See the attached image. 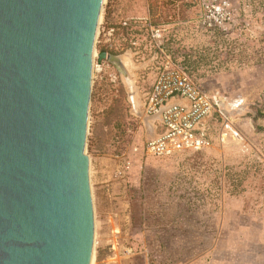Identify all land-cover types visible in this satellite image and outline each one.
Masks as SVG:
<instances>
[{
	"label": "rangeland",
	"instance_id": "1",
	"mask_svg": "<svg viewBox=\"0 0 264 264\" xmlns=\"http://www.w3.org/2000/svg\"><path fill=\"white\" fill-rule=\"evenodd\" d=\"M255 16L244 0L104 1L87 142L94 264H184L198 256L211 262L220 234L215 215L230 197L244 205L247 215L239 221L264 224V64L238 56L240 45L250 54L254 38L264 33ZM148 18L163 28L160 37L145 28ZM125 20L138 25L126 27ZM102 50L131 58L126 66L136 107L124 75L109 60L99 62ZM166 57L212 101L214 142L202 151L156 158L144 150L157 131L144 96ZM172 164L181 173L174 188ZM230 234L226 229L224 237ZM252 257L225 254L233 264Z\"/></svg>",
	"mask_w": 264,
	"mask_h": 264
},
{
	"label": "water",
	"instance_id": "2",
	"mask_svg": "<svg viewBox=\"0 0 264 264\" xmlns=\"http://www.w3.org/2000/svg\"><path fill=\"white\" fill-rule=\"evenodd\" d=\"M104 0H0V264H91L87 142ZM125 55L102 50L136 87Z\"/></svg>",
	"mask_w": 264,
	"mask_h": 264
},
{
	"label": "built area",
	"instance_id": "3",
	"mask_svg": "<svg viewBox=\"0 0 264 264\" xmlns=\"http://www.w3.org/2000/svg\"><path fill=\"white\" fill-rule=\"evenodd\" d=\"M123 25L128 26L129 22L125 20ZM145 26L154 37L162 35L163 28L149 18ZM166 58L162 65L156 66L158 76L144 96L146 112L156 117L157 122L156 136L144 150L156 158L202 151L214 142L210 123L212 101L185 71L172 70V60Z\"/></svg>",
	"mask_w": 264,
	"mask_h": 264
},
{
	"label": "crops",
	"instance_id": "4",
	"mask_svg": "<svg viewBox=\"0 0 264 264\" xmlns=\"http://www.w3.org/2000/svg\"><path fill=\"white\" fill-rule=\"evenodd\" d=\"M169 171L172 174V188H174L177 175L181 173L173 164ZM246 215L244 205L238 197L228 198L226 210L224 209L220 216L218 213L215 215L216 227L220 230L213 249L218 252L217 258L209 262L206 256H198L184 264H233L225 259L226 253H230L233 257L242 254L253 256V260L245 264H264V224L257 223L254 219L239 221ZM226 229L231 231L227 239L224 237ZM226 243L227 247L224 246ZM258 248L262 250L259 251ZM219 255H224V258H220Z\"/></svg>",
	"mask_w": 264,
	"mask_h": 264
},
{
	"label": "trees",
	"instance_id": "5",
	"mask_svg": "<svg viewBox=\"0 0 264 264\" xmlns=\"http://www.w3.org/2000/svg\"><path fill=\"white\" fill-rule=\"evenodd\" d=\"M246 3L250 4L253 7V13L256 15V21L262 22L264 24V0H244ZM134 25H138L137 21L130 22L128 26L131 27ZM145 26V25H144ZM147 28V27H145ZM255 44L253 46V49L250 54L247 53V48H245L243 45H240L238 49V56H240L241 59H244V57L249 56L251 60L255 64H264V33L261 34V36L254 38ZM263 111L259 110V113L261 114Z\"/></svg>",
	"mask_w": 264,
	"mask_h": 264
},
{
	"label": "bare ground",
	"instance_id": "6",
	"mask_svg": "<svg viewBox=\"0 0 264 264\" xmlns=\"http://www.w3.org/2000/svg\"><path fill=\"white\" fill-rule=\"evenodd\" d=\"M104 1H105V0H104ZM95 54H96V51H95V49H94V56H95ZM124 61H125V64H126L127 66L130 67V65H132V64H131L132 61H131V58H130V57H128V56L124 57ZM91 264H94V253H93V256H92Z\"/></svg>",
	"mask_w": 264,
	"mask_h": 264
}]
</instances>
